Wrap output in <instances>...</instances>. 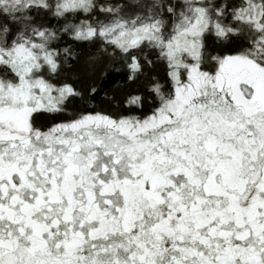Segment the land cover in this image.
Segmentation results:
<instances>
[{
	"label": "snow or ice",
	"instance_id": "snow-or-ice-1",
	"mask_svg": "<svg viewBox=\"0 0 264 264\" xmlns=\"http://www.w3.org/2000/svg\"><path fill=\"white\" fill-rule=\"evenodd\" d=\"M0 264H264V0H0Z\"/></svg>",
	"mask_w": 264,
	"mask_h": 264
}]
</instances>
